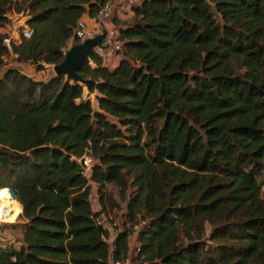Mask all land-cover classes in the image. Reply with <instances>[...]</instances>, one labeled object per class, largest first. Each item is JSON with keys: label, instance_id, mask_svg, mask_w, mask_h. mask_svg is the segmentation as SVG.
<instances>
[{"label": "trees", "instance_id": "trees-1", "mask_svg": "<svg viewBox=\"0 0 264 264\" xmlns=\"http://www.w3.org/2000/svg\"><path fill=\"white\" fill-rule=\"evenodd\" d=\"M105 2L0 0V195L21 207L0 264L126 261L140 220L134 264H264V0H138L117 66L91 53L79 81L10 65L61 63Z\"/></svg>", "mask_w": 264, "mask_h": 264}, {"label": "built area", "instance_id": "built-area-1", "mask_svg": "<svg viewBox=\"0 0 264 264\" xmlns=\"http://www.w3.org/2000/svg\"><path fill=\"white\" fill-rule=\"evenodd\" d=\"M137 2L138 0H106L105 4L100 8L98 14L94 18H90L89 21H85L83 18H81L77 22L76 27L73 30L74 39H76L78 43H81L85 39L103 35V41L100 44H96L93 46L92 54L99 57L102 61V65H104L108 69L115 68L121 58L123 42L120 36L119 28L114 24L113 19L116 15V17L120 19H125L127 17V14L131 12V8ZM90 22L92 23V25L89 24ZM31 34L32 30L24 24L22 27L18 28L16 38L9 35L8 33V35L3 38V43L10 49L12 40H18L21 36L24 38H28L31 36ZM66 51L67 50L64 49V55ZM84 164L85 172L89 174V162L86 160ZM107 221V216L104 213H100L97 218L98 224L107 229ZM1 222L2 221H0V223ZM143 224L144 221L140 220L136 225L133 226L134 233L129 238L130 249L128 259L126 261H121L113 259L110 255L108 264H134L132 263V257L135 256L139 251V246L135 239L136 233ZM113 239L114 237H110L107 240L110 246V250H112L113 248ZM12 244L13 241L11 239L0 235V249H6Z\"/></svg>", "mask_w": 264, "mask_h": 264}, {"label": "rangeland", "instance_id": "rangeland-1", "mask_svg": "<svg viewBox=\"0 0 264 264\" xmlns=\"http://www.w3.org/2000/svg\"><path fill=\"white\" fill-rule=\"evenodd\" d=\"M24 18L25 17L22 14L18 15V16H16V15L12 16V22H11L10 26H14V29H11L9 31V35H11V32L13 30H18V28L22 27L25 24L24 23ZM126 18H125V20H126ZM84 20L86 21V19H84ZM89 24L92 25L91 22ZM73 44H76V43H73L72 41H69V43L66 46V50H69ZM46 67H51L50 68V72L55 73L54 70H53V65H49V66H46ZM66 79H67V76H66ZM83 97L85 99H89L91 101L92 107L94 109L98 108L97 96H96L95 92L89 93V92H87V90H84ZM97 189H98V187L93 184L92 185L91 194H90L91 205H92L93 210L95 212L99 211ZM113 195H114L115 199L119 200V202H122L119 199L120 195H119V193L117 191L114 190L113 191ZM12 196H13V194H12ZM13 199H14V196H13ZM17 204H18V202H16V200L14 199L13 201H11V209H4V210L8 211L10 215H8V212L5 211V215L7 217H5L4 220H6V221H2L0 223V227L2 226L4 228H8V226H7L8 224L17 222V216L19 215V213L21 211V207L19 206V204L18 205ZM121 205L123 207V204H121ZM109 221L110 220L107 221V229H108V232L110 231V232H112V234L114 233V235L111 236V237H113V236L116 235V232H117L116 231V227H118L119 221L118 220H114V223H111ZM5 237H7L8 239H13L14 240V244L18 243V239L16 238L17 237L16 234H13V238L8 236V235H5ZM131 244H132V241H131Z\"/></svg>", "mask_w": 264, "mask_h": 264}, {"label": "water", "instance_id": "water-1", "mask_svg": "<svg viewBox=\"0 0 264 264\" xmlns=\"http://www.w3.org/2000/svg\"><path fill=\"white\" fill-rule=\"evenodd\" d=\"M103 38V35H98L94 38H88L81 43L72 45L71 48L66 51L63 61L57 65H53L55 74L66 75L67 80L79 81L80 76L77 72L78 69L85 61L86 57L92 53L93 46L100 44Z\"/></svg>", "mask_w": 264, "mask_h": 264}, {"label": "crops", "instance_id": "crops-1", "mask_svg": "<svg viewBox=\"0 0 264 264\" xmlns=\"http://www.w3.org/2000/svg\"><path fill=\"white\" fill-rule=\"evenodd\" d=\"M83 19H86L87 21H89V17L87 16H83ZM11 29H14V26H9L8 27V31H10ZM9 33V32H8ZM11 36H13L14 38H16L17 36V30H13L11 32ZM10 65L12 66H16L19 70H21L24 74L32 77L33 79L35 80H47L49 78H51L53 75H56L55 73L53 72H50V68L51 67H47V69H45L44 71H36L34 69V66L29 64V63H16V62H10ZM2 72H0L1 74ZM3 199L0 197V202H2ZM93 208V207H92ZM8 215L9 212H8ZM7 217V216H6ZM13 234H16V238L19 240L21 238V234L18 230H14V229H11V228H4V227H0V235H8L10 237L13 238ZM114 235V233L112 234V232L109 231V238ZM114 237V236H113ZM112 237V238H113ZM13 242L14 240L11 239ZM19 242V241H18ZM15 244H18V243H15Z\"/></svg>", "mask_w": 264, "mask_h": 264}, {"label": "bare ground", "instance_id": "bare-ground-1", "mask_svg": "<svg viewBox=\"0 0 264 264\" xmlns=\"http://www.w3.org/2000/svg\"><path fill=\"white\" fill-rule=\"evenodd\" d=\"M0 197L3 199L2 202H0V221H6L4 218L6 217L4 209H8L6 198L3 195H0ZM8 212V211H6Z\"/></svg>", "mask_w": 264, "mask_h": 264}]
</instances>
